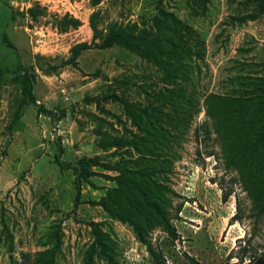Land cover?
<instances>
[{"label":"rangeland","instance_id":"374dc122","mask_svg":"<svg viewBox=\"0 0 264 264\" xmlns=\"http://www.w3.org/2000/svg\"><path fill=\"white\" fill-rule=\"evenodd\" d=\"M91 3L0 0V68L5 72L0 82V264H87L95 228L115 243L112 264H155L133 228L96 204L116 185L99 174L117 172L79 163L137 159L148 150L142 138L158 142L151 149L154 166L170 171L157 180L175 192L168 195V211L180 240L172 241L161 226L148 237L164 264H191L186 256L200 264H235L244 254L247 263L260 255L264 215L254 209L238 167L228 165L206 97L240 96L241 76L264 77V14L247 19L255 4L246 0H103L96 8ZM160 8L196 32L190 81L174 98L176 107L160 106L167 88L163 73L118 45L83 52L77 68L55 74L36 68L37 103L21 107L18 60L4 35L28 52L25 64H58L75 45L92 43L89 21L95 11L103 30L143 16L152 20ZM39 10L42 14L32 16ZM66 14L83 25L60 32L55 22ZM126 103L150 107L147 117L130 108L140 126L127 114ZM85 170L97 175L83 178ZM90 264L108 262L97 249Z\"/></svg>","mask_w":264,"mask_h":264},{"label":"trees","instance_id":"16d2710c","mask_svg":"<svg viewBox=\"0 0 264 264\" xmlns=\"http://www.w3.org/2000/svg\"><path fill=\"white\" fill-rule=\"evenodd\" d=\"M246 1L255 4L254 13L247 16V19L256 20L264 14V0ZM91 2L92 6L96 8L103 0H91ZM31 13L35 14V11L33 10ZM36 13L37 15L32 14L35 18L42 14L41 10ZM143 18L145 17L143 16L137 23H111L106 26L104 32L99 28L100 12L95 11L89 21L93 32L92 43L75 45L71 49V56L58 64L43 65L38 63L36 66L35 64H25L23 60L29 58L28 52L12 41L8 35H4L3 40L7 47L14 51L18 60L23 85L21 107L28 101L33 104L37 103L34 89L39 75L36 68L49 74H55L69 66L77 68L83 52L92 47L105 50L115 45L136 54L142 61L152 63L163 73L167 88L166 95L162 96V102L159 101L162 103L160 106L176 107L177 103L174 98H178L180 92L185 93L184 85L190 81L193 45H197L194 41L196 32L173 12L162 8H160L159 15L152 20ZM81 24L79 19L73 18L69 14L55 22V25L59 26L60 32H68L72 28L78 29ZM98 40H101V43H96ZM261 66L264 67V63ZM4 73V70L0 68V82ZM96 75L98 74L96 73ZM240 79L243 80L245 87L240 96L211 93L206 97L207 114L217 124L228 165L238 167L241 179L250 192L254 209L258 215H264V77L247 75L241 76ZM115 83L118 82L115 81ZM247 86L253 88L249 89ZM177 92L178 94L175 96L174 94ZM131 104H125L127 114L133 118L135 125L140 126V123L136 121L137 115H133L130 108L133 107L141 112L140 117H147L150 107L138 109V106L134 107L135 104L133 106ZM160 109L162 108L160 107ZM40 111L52 113L42 107ZM158 111L156 110V112ZM19 114L15 119L19 117ZM142 140L148 150L139 152L140 155L137 159L131 158L114 165L101 163L97 158L82 159L79 163L81 166H99L106 171L117 172L115 176L99 174L105 180L115 182L116 185L109 189L96 204L103 207L112 219L131 226L138 241L147 247L154 263L164 264V260L161 259L148 237L154 227L161 226L172 241L180 240V235L172 224L168 211V195H174L175 192L171 187L157 180L158 174L164 173L166 169H168L166 172L170 171L169 166L161 170H157L154 166L155 163L152 159L156 157L151 153V149L153 150L158 142L145 138ZM127 144L129 143L115 142V146ZM136 150L139 151V148L136 147ZM93 175L97 174L85 170L81 177L88 178ZM94 231L96 239L90 248L87 264L92 263V256L97 249L108 264H112V254L115 253L114 241L106 233L99 232L96 228ZM245 256L246 254L240 256L239 261L235 264H264V252L260 255H252L247 263L244 262ZM186 257L191 264H200L195 258Z\"/></svg>","mask_w":264,"mask_h":264},{"label":"crops","instance_id":"0c3cea01","mask_svg":"<svg viewBox=\"0 0 264 264\" xmlns=\"http://www.w3.org/2000/svg\"><path fill=\"white\" fill-rule=\"evenodd\" d=\"M97 7H98V6H97ZM76 19H78V18H76ZM79 20H80V19H79ZM80 21H81V20H80ZM81 23H82V22H81ZM81 25H83V23H82ZM89 26H90V24H89ZM80 27H81V26H80ZM80 27H79V28H80ZM79 28H78V29H79ZM104 29H105V28H103V30H104ZM74 30H76V29H74ZM63 69H64V68H63ZM63 69H61V70H63ZM61 70H60V71H61ZM62 82H63V80H62ZM63 83H64V82H63Z\"/></svg>","mask_w":264,"mask_h":264}]
</instances>
